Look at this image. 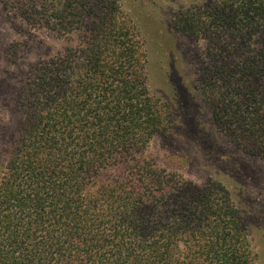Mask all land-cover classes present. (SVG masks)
I'll list each match as a JSON object with an SVG mask.
<instances>
[{
    "label": "trees",
    "instance_id": "16d2710c",
    "mask_svg": "<svg viewBox=\"0 0 264 264\" xmlns=\"http://www.w3.org/2000/svg\"><path fill=\"white\" fill-rule=\"evenodd\" d=\"M0 2L64 43L21 83L0 167V264H255L222 185L144 156L171 113L150 94L143 38L118 1ZM173 24L205 44L195 89L214 127L264 158V0H214Z\"/></svg>",
    "mask_w": 264,
    "mask_h": 264
},
{
    "label": "rangeland",
    "instance_id": "374dc122",
    "mask_svg": "<svg viewBox=\"0 0 264 264\" xmlns=\"http://www.w3.org/2000/svg\"><path fill=\"white\" fill-rule=\"evenodd\" d=\"M117 1L143 38L150 94L171 113L170 129L148 141L144 156L196 185H222L244 224L255 264H264V158L236 148L214 127L195 89L205 44L173 24L180 13L214 0ZM2 7L0 2V167L9 158L21 119L18 97L24 74L64 45L41 25L21 23Z\"/></svg>",
    "mask_w": 264,
    "mask_h": 264
}]
</instances>
